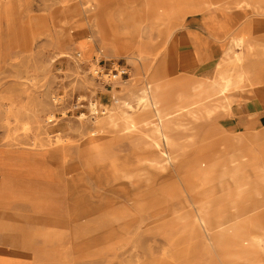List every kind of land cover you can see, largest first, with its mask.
Masks as SVG:
<instances>
[{
	"label": "rangeland",
	"instance_id": "rangeland-1",
	"mask_svg": "<svg viewBox=\"0 0 264 264\" xmlns=\"http://www.w3.org/2000/svg\"><path fill=\"white\" fill-rule=\"evenodd\" d=\"M172 1L152 0L149 13L179 16V26L141 20L147 0H0V148L13 152L19 168L14 181L0 176V249L22 263L253 264L241 242L259 237L248 221L264 208V63L255 81L233 93L231 109L207 124L187 120L181 142L192 139L196 147L184 156L116 182L98 171L113 160L135 166L142 148L141 157L151 153L138 133L111 126L102 134L99 123L143 97L153 74L211 84L225 53L241 54L237 40L264 39V0ZM211 12L226 14L228 35L217 36L219 50L197 69L183 45L185 19ZM94 26L112 30L123 45L113 50L96 36L94 50ZM216 125L245 139L227 149L220 134L203 141ZM90 142H109L107 154L84 153ZM6 160L0 153L1 166ZM32 170L49 179L24 177ZM68 177L85 185L92 205L111 201L85 222L73 218ZM238 183L242 192L231 193ZM232 214L237 229L213 225ZM0 264L12 262L0 257Z\"/></svg>",
	"mask_w": 264,
	"mask_h": 264
},
{
	"label": "bare ground",
	"instance_id": "bare-ground-1",
	"mask_svg": "<svg viewBox=\"0 0 264 264\" xmlns=\"http://www.w3.org/2000/svg\"><path fill=\"white\" fill-rule=\"evenodd\" d=\"M260 2H262V0L259 1V4ZM205 24L207 26V22ZM241 38L236 41V47L241 49V54H233V51H230L226 53L225 58L223 59L224 64L221 66L222 70L216 77L220 87L219 93H216L213 96H208L205 100L177 105L176 116L171 117L160 114V112L156 110V104L151 100L149 95H145L138 99L135 104L126 102V108L121 113L112 112L107 118L103 119L102 122L99 121L102 129L100 133L107 134V129L111 126L121 127L122 131L130 134L138 133V142L149 141L148 145L151 152L148 157H141L142 151L144 150L142 148L139 153L140 159L138 158L137 164L135 165L136 167L133 165L130 166L131 163L121 160H113L99 166L98 171L102 176L104 175V181H106V183L109 182V179H112L115 182L122 179H130L141 174L145 170H150V168L166 165L169 161L184 156L187 149L196 147L194 144L195 142L192 139H189V145L187 146L181 142L179 131L181 128H188V125H185L187 120L190 121V123L202 121L207 124L210 123L219 113L231 109L233 93L238 92V89L242 85H247L248 81H255V76L258 75V70L264 63V39L258 40L256 38L250 39L248 37ZM247 59H250V61L245 62ZM238 62H242L243 64L237 66ZM228 65H231V67L234 66V68L231 69ZM93 110L94 112L97 111L96 105H93ZM217 126L218 125L215 127ZM208 138L209 137L207 136H203L202 140L205 141ZM105 141H107V138H105ZM108 145L109 142H106V144H94L90 142L84 146L83 152L101 151L102 155H106V150H109ZM0 153L5 154L7 157L6 163L2 166L0 165V176L4 182L11 180L14 181V178H16L15 173H17V169L19 168H15L11 162V155L13 152L1 147ZM124 166H127L128 170L121 173L120 169ZM41 173L40 170H32L23 175H27L24 177H31V179L37 182H47L49 177H46L44 173ZM105 186H107V184H105ZM67 188L69 190L68 196L70 197L69 208L71 216L76 217L78 215V209L81 206L80 201L89 194L86 192L85 185L77 182L68 181ZM243 189L242 183H238L230 190V192L240 193ZM72 193L74 194L72 195ZM228 193L229 192L225 193V195ZM204 212L205 211H202V213L200 212V222L204 225H208L209 221L206 217L204 218ZM255 227L257 228V226ZM260 232V237L264 238V225H260ZM3 252L4 249H0V254Z\"/></svg>",
	"mask_w": 264,
	"mask_h": 264
},
{
	"label": "crops",
	"instance_id": "crops-1",
	"mask_svg": "<svg viewBox=\"0 0 264 264\" xmlns=\"http://www.w3.org/2000/svg\"><path fill=\"white\" fill-rule=\"evenodd\" d=\"M132 0H129L127 4H130ZM143 1V0H141ZM158 6H171L174 3L172 0H154ZM150 3H153L152 0H147V3L140 5L141 11L146 13V17L142 18L143 21H164V22H176L179 26L180 24V17H176V15H167L165 13L157 12V14H150L149 8ZM151 15H157V18H149ZM214 18V19H212ZM122 20H124L122 18ZM125 20H132V18H126ZM212 20V21H211ZM185 21H190V27H186L187 30L184 34V41L183 45H188L187 53H189V58L192 63H194L197 69H202L208 64L209 57L210 59L213 58V55L219 50L218 46H215L213 43L214 40L216 41L217 36H226L228 35L227 27L225 23L227 21L226 14L223 13H208L204 16L202 15H190L188 16ZM217 21V22H216ZM207 22V26L206 23ZM210 22V23H208ZM210 26V27H209ZM220 26V27H219ZM154 28L150 26V28ZM210 31H209V30ZM95 31V32H94ZM217 31V32H216ZM170 32V31H168ZM93 45L95 50V37H99L101 39V44L103 46H110L111 49L116 50L120 48L123 44L120 41L114 40V38L118 35H115V32L108 29H103V27L94 26L93 32ZM109 40H108V39ZM84 40L81 39L78 43H83ZM218 43V42H216ZM90 45V43L88 44ZM226 55V53H225ZM212 56V57H211ZM225 58V56H224ZM223 58V59H224ZM223 59L216 65V77L218 76L219 72L222 70V64H224ZM138 60V59H137ZM218 68V69H217ZM220 87L219 82L215 79V81L211 84L206 82H186L180 79L177 80H162L158 73L153 74L149 81L146 83V87L144 89V95H149L151 100L156 104V110L160 112L163 116H176V106L181 105L184 103H191L196 102L198 100H205L208 96H213L216 93H219ZM142 97H139L140 99ZM137 99V100H138ZM259 100V99H258ZM211 134V139L213 136L220 134L219 139L223 142L224 148L227 149L229 145L239 143L241 140L245 139L244 136H238L233 134H228L224 129L215 127L209 132ZM234 147V146H233ZM40 169V168H39ZM69 181V177H68ZM74 193H72L73 195ZM92 196L89 194L85 196L83 200L80 201V208L78 209V215L73 217L78 220H83L84 222L88 220L90 217L93 208L100 209L111 201L110 198H105L104 202L101 200L102 198H98L96 204L92 205ZM228 198V196H227ZM106 202V203H105ZM261 206H257L256 210L260 209ZM240 209L237 213L241 212ZM208 218V216H205ZM221 223V225H235L232 228H238L239 216H235L234 214L230 215L227 218L217 219L213 225L216 223ZM248 225H250V231L256 232L258 239H253L247 237L246 239L242 238L243 246L245 247L244 252L248 256L247 259L252 260L253 264H264V238L260 237V225H264V208L262 209L261 213H257L253 215L249 221ZM257 226V228L255 227ZM238 243V242H236ZM239 245H236L238 248ZM11 253L9 250L4 249V252L0 254V257L8 258L12 264H24L22 261L10 255ZM241 256L237 254V261L241 260ZM243 259V258H242Z\"/></svg>",
	"mask_w": 264,
	"mask_h": 264
},
{
	"label": "built area",
	"instance_id": "built-area-1",
	"mask_svg": "<svg viewBox=\"0 0 264 264\" xmlns=\"http://www.w3.org/2000/svg\"><path fill=\"white\" fill-rule=\"evenodd\" d=\"M99 73V72H98Z\"/></svg>",
	"mask_w": 264,
	"mask_h": 264
}]
</instances>
